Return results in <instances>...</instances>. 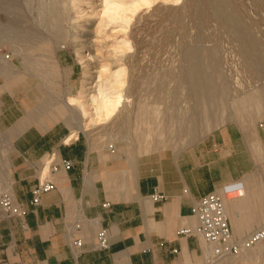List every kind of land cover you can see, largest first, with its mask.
<instances>
[{
	"label": "crops",
	"instance_id": "obj_1",
	"mask_svg": "<svg viewBox=\"0 0 264 264\" xmlns=\"http://www.w3.org/2000/svg\"><path fill=\"white\" fill-rule=\"evenodd\" d=\"M28 78L0 84V185L28 208L23 218L0 208V264H251L264 258L254 248L206 263L202 239L178 234L195 227L193 207L213 191L225 197L235 238L264 224V117L228 120L186 147L137 154L107 143L82 114L79 124H69L58 117L61 105L28 99L40 84L39 77ZM61 159L72 167L51 172ZM45 177L54 187L33 206L32 189ZM154 192L166 199L152 200ZM77 221L79 248L68 231ZM101 227L109 237L104 250L96 246Z\"/></svg>",
	"mask_w": 264,
	"mask_h": 264
},
{
	"label": "rangeland",
	"instance_id": "obj_2",
	"mask_svg": "<svg viewBox=\"0 0 264 264\" xmlns=\"http://www.w3.org/2000/svg\"><path fill=\"white\" fill-rule=\"evenodd\" d=\"M69 1L0 0L1 86L39 77V97L28 99L61 105L59 119L79 124L70 97L88 73L106 81L123 67L126 105L107 119L82 116L107 143L137 154L264 117V73L254 64L264 57V0Z\"/></svg>",
	"mask_w": 264,
	"mask_h": 264
},
{
	"label": "built area",
	"instance_id": "obj_3",
	"mask_svg": "<svg viewBox=\"0 0 264 264\" xmlns=\"http://www.w3.org/2000/svg\"><path fill=\"white\" fill-rule=\"evenodd\" d=\"M112 152L115 151L113 144L109 145ZM72 167V162L68 159H61L59 162L50 164V171L57 172L60 169L68 170ZM54 187L53 182L45 177L32 189L30 204L36 206L40 203L41 195L50 191ZM154 201L166 199V195L161 192H154L150 195ZM225 197L219 192L213 191L202 196L193 207V214L196 216L197 223L194 228H181L178 230L180 235H196L200 237L205 246V262L212 263L219 261L227 256L242 254L247 249L257 246L264 241V224L256 228L253 232L243 238H235L225 211ZM105 207L109 203L103 204ZM0 208L7 215L25 217L28 208L18 203L11 191L0 185ZM82 223L75 222L69 229L71 237L75 232L80 231ZM98 249L109 247L108 232L105 227H101L96 232ZM71 245L75 248L82 246V238L73 236ZM176 251V249H173Z\"/></svg>",
	"mask_w": 264,
	"mask_h": 264
},
{
	"label": "bare ground",
	"instance_id": "obj_4",
	"mask_svg": "<svg viewBox=\"0 0 264 264\" xmlns=\"http://www.w3.org/2000/svg\"><path fill=\"white\" fill-rule=\"evenodd\" d=\"M55 1V0H53ZM67 1V0H66ZM143 1V0H142ZM68 2H70L68 0ZM65 3V2H63ZM120 3V2H118ZM136 3H134L135 5ZM65 5V4H64ZM107 5V3H106ZM124 5V4H123ZM139 5V4H138ZM70 6V5H69ZM118 6V5H116ZM137 6V5H136ZM66 7V6H65ZM113 7V6H112ZM125 7V6H124ZM59 8V7H58ZM108 8V6H106ZM111 8V7H110ZM119 8V6H118ZM127 8V7H126ZM125 8V9H126ZM65 9V8H64ZM71 9V7H70ZM109 9V8H108ZM114 9V7H113ZM123 9V8H121ZM128 9V8H127ZM126 11H129L127 10ZM133 9V8H132ZM69 10V9H68ZM111 10V9H110ZM134 10V9H133ZM104 11V10H103ZM120 11V10H118ZM125 11V10H124ZM109 12V11H108ZM132 12V10H131ZM105 13V12H104ZM111 13V12H110ZM113 13V11H112ZM126 13V12H125ZM123 12V14H125ZM67 15V14H66ZM109 15V14H108ZM120 15V14H119ZM122 17V13H121ZM112 18V17H111ZM124 18V17H123ZM110 20V19H109ZM112 20V19H111ZM19 22V21H18ZM118 22V21H117ZM34 24V23H33ZM18 26V25H17ZM46 33V32H45ZM80 35V34H79ZM77 38V37H76ZM128 43V42H127ZM249 44V43H248ZM254 44V43H253ZM129 45V44H128ZM83 46V45H82ZM249 47V45H248ZM253 47V45L251 46ZM248 50V48H246ZM258 50V49H257ZM53 51V50H52ZM55 53V52H54ZM23 54V53H22ZM31 54V53H30ZM26 56V55H25ZM86 60L90 59L89 53H85ZM247 56V55H246ZM40 57V56H39ZM2 59L5 62H8V59L6 56H2ZM29 59V58H28ZM88 63V62H87ZM255 66L260 64V67L256 69V71L261 72V74L264 73V57H261L259 60H254ZM87 65V64H86ZM107 66V65H106ZM104 67V66H103ZM87 68V67H86ZM103 70V69H102ZM109 72V71H108ZM124 74V68L119 67L115 69L111 73V78L102 81L100 79V74H93L91 72L88 73V81L87 83H82L81 89H80V95L78 98L70 97V101L76 100L78 106L80 107V110L82 112V115H88V112L90 115L94 117H101L102 119L109 118L116 110L120 109L122 106L126 105V102L128 101V97L125 93H123L122 90V83L124 82L123 79ZM87 75V74H86ZM107 76V75H106ZM108 77V76H107ZM86 79V80H87ZM107 79V78H105ZM74 102V101H73ZM75 104V103H74ZM93 117V119H94ZM92 118V117H91ZM97 121V120H96ZM79 122V121H78ZM263 242V243H262ZM259 243L257 246L250 248L258 249L260 253H264V241ZM247 249V250H250Z\"/></svg>",
	"mask_w": 264,
	"mask_h": 264
}]
</instances>
